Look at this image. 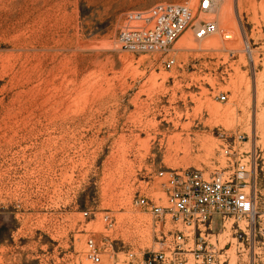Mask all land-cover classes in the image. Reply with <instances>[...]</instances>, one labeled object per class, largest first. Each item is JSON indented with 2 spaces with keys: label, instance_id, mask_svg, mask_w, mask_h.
<instances>
[{
  "label": "rangeland",
  "instance_id": "374dc122",
  "mask_svg": "<svg viewBox=\"0 0 264 264\" xmlns=\"http://www.w3.org/2000/svg\"><path fill=\"white\" fill-rule=\"evenodd\" d=\"M158 3L198 0H0V264H91L89 235L151 245L132 202L162 197L161 170L238 158L264 210V0H216L204 38L121 49L125 14Z\"/></svg>",
  "mask_w": 264,
  "mask_h": 264
},
{
  "label": "built area",
  "instance_id": "2783aa9c",
  "mask_svg": "<svg viewBox=\"0 0 264 264\" xmlns=\"http://www.w3.org/2000/svg\"><path fill=\"white\" fill-rule=\"evenodd\" d=\"M215 2L198 0L196 8L158 3L128 11L117 42L123 50L146 53L166 51L187 27L196 39L204 38L217 31L214 21L201 17L213 10ZM163 63L169 69L174 60ZM217 98L225 102L227 95L220 93ZM224 154L230 155V149ZM156 178L162 197L138 196L132 202L148 215L152 244L133 248L108 235L100 242L89 235L85 258L91 264H264V210L257 208L250 170L243 160L237 158L210 174L194 168L166 169ZM82 214L89 216L87 211ZM101 220L105 228L112 227L107 213Z\"/></svg>",
  "mask_w": 264,
  "mask_h": 264
},
{
  "label": "bare ground",
  "instance_id": "6f19581e",
  "mask_svg": "<svg viewBox=\"0 0 264 264\" xmlns=\"http://www.w3.org/2000/svg\"><path fill=\"white\" fill-rule=\"evenodd\" d=\"M223 21L224 23H227L226 19L223 18ZM218 44V41L217 39H212V40H208L205 45H216ZM192 43H191V38H190V35L189 34H184L182 35L179 40L177 41V48L180 49V48H183V47H188V46H191ZM251 51V50H249Z\"/></svg>",
  "mask_w": 264,
  "mask_h": 264
}]
</instances>
